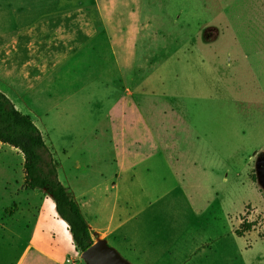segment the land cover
<instances>
[{"label":"rangeland","instance_id":"374dc122","mask_svg":"<svg viewBox=\"0 0 264 264\" xmlns=\"http://www.w3.org/2000/svg\"><path fill=\"white\" fill-rule=\"evenodd\" d=\"M210 36L205 65L172 46ZM0 92L101 230L93 243L129 264H264V0H0ZM23 180L0 144V264H85Z\"/></svg>","mask_w":264,"mask_h":264},{"label":"trees","instance_id":"16d2710c","mask_svg":"<svg viewBox=\"0 0 264 264\" xmlns=\"http://www.w3.org/2000/svg\"><path fill=\"white\" fill-rule=\"evenodd\" d=\"M0 144L16 149L23 157V188L40 190L52 199L57 218L64 222L75 252L81 254L93 241L79 205L68 196L58 181L56 164L41 133L28 115L21 113L10 99L0 92ZM11 216L12 212H8ZM252 223L243 222L234 234L243 237L252 230Z\"/></svg>","mask_w":264,"mask_h":264},{"label":"crops","instance_id":"0c3cea01","mask_svg":"<svg viewBox=\"0 0 264 264\" xmlns=\"http://www.w3.org/2000/svg\"><path fill=\"white\" fill-rule=\"evenodd\" d=\"M156 31H163V28H160V27H156ZM217 39V36H210V37H208V38H204V39H202L201 41H197V40H183V41H177V42H179V43H172V46L173 47H179V48H185L186 49V51H187V55H186V62L188 63V64H191V63H194L195 61L197 62V61H199V60H201L202 62H203V64L205 65L206 64V62H207V59L208 58H210V57H216L217 56V51L215 50V48H217V46H218V42H216V41H218V40H216ZM206 49V51H205V54H203V55H200V53H199V50L198 49ZM210 76H212V77H214L215 79H217L216 78V76H215V74H210ZM188 77H189V75H188ZM209 78V77H208ZM209 80H210V78H209ZM205 95V94H204ZM187 123H181L182 124V126L183 125H185V124H188L189 122L188 121H186ZM156 131H158L159 133H161V130L159 131V129H156ZM156 131H155V133H156ZM164 133H166V131L164 130V129H162V134H161V136L164 134ZM155 137H156V135H154L153 137L151 136V139L153 140V142H154V144H155ZM168 144H169V142H168ZM175 144H178V141H175ZM156 145V144H155ZM156 147V146H155ZM156 151V150H155ZM151 152V153H153V154H145L144 156H143V158H145V160H147V161H150V159H152V155H154L156 152ZM142 158V159H143ZM146 162V161H145ZM79 206H81V205H79ZM80 208V207H79ZM101 209H103V208H98V209H96L97 211L98 210H101ZM93 209L91 208L90 209V212H91V216L93 215V211H92ZM80 211H81V209H80ZM81 214H82V211H81ZM115 215H116V212H115V210H113V207L111 208V210H110V215L108 216V221H110L111 222V224H109L106 228V231L107 232H105V236H106V239H112L113 241H114V245L115 246H118L119 247V244H118V242L116 241V236H115V234H116V232L118 231V225H120L119 224V221H121L122 219H119L118 221H117V223H116V225L114 226V228L112 227V223L115 221L116 222V220H115ZM82 216L83 217H85L83 214H82ZM128 216V215H127ZM123 217H125V215L123 216ZM97 218H98V215L97 214H95L94 216H92V219H93V223L97 226L98 225V223H95V221L97 222ZM135 218L136 217H133V218H129V219H126V220H124V225L122 226V227H125L127 224H129L132 220H135ZM86 221V220H85ZM87 225H88V227L90 228V229H92V230H94V232H100L101 230L100 229H93V226H89V224L87 223ZM94 225V226H95ZM130 232V231H129ZM132 233V232H131ZM123 240L126 242V238H123ZM127 243V247H128V249H131V251L134 249V247H135V245H136V240L135 239H133V238H130V237H128V241L126 242ZM127 253V252H126ZM130 253V250H129V252L127 253V254H129ZM132 258V257H131ZM133 259V258H132ZM132 259H131V261H132ZM132 262H135L136 264H138L134 259H133V261Z\"/></svg>","mask_w":264,"mask_h":264},{"label":"water","instance_id":"95a60500","mask_svg":"<svg viewBox=\"0 0 264 264\" xmlns=\"http://www.w3.org/2000/svg\"><path fill=\"white\" fill-rule=\"evenodd\" d=\"M80 256L85 264H129L104 239H96Z\"/></svg>","mask_w":264,"mask_h":264},{"label":"built area","instance_id":"2783aa9c","mask_svg":"<svg viewBox=\"0 0 264 264\" xmlns=\"http://www.w3.org/2000/svg\"><path fill=\"white\" fill-rule=\"evenodd\" d=\"M65 264H70V262H69V261H67V262H65Z\"/></svg>","mask_w":264,"mask_h":264},{"label":"bare ground","instance_id":"6f19581e","mask_svg":"<svg viewBox=\"0 0 264 264\" xmlns=\"http://www.w3.org/2000/svg\"><path fill=\"white\" fill-rule=\"evenodd\" d=\"M80 207V206H79ZM80 209H81V207H80ZM81 211H82V209H81ZM82 214H83V212H82Z\"/></svg>","mask_w":264,"mask_h":264}]
</instances>
